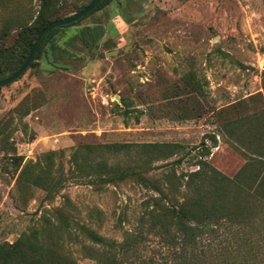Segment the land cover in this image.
<instances>
[{"label":"rangeland","instance_id":"374dc122","mask_svg":"<svg viewBox=\"0 0 264 264\" xmlns=\"http://www.w3.org/2000/svg\"><path fill=\"white\" fill-rule=\"evenodd\" d=\"M92 1L55 0L52 18ZM40 8L41 0H0V48L20 52V31ZM85 27L95 28L88 46L78 38ZM53 42L0 88V243L41 228L47 210L62 206L66 195L79 222L118 242L133 238L118 254L122 264H179L193 249L202 264H264V218L255 227L226 223L196 248L150 214L157 193L137 179L98 188L85 176L102 159L119 170L152 168L149 175L166 185L173 170L198 168L194 155L204 143L214 145L213 135L210 163L235 176L247 158L223 124L239 118L230 104L256 93L264 98V0H114L63 27ZM109 143L127 147L96 148ZM144 144L184 148L153 153ZM77 149L82 169L73 164ZM52 150L55 170L67 180L49 200L44 187L20 175L26 165L37 175ZM81 239L59 232L51 244L79 264H98L83 248L92 242Z\"/></svg>","mask_w":264,"mask_h":264},{"label":"trees","instance_id":"16d2710c","mask_svg":"<svg viewBox=\"0 0 264 264\" xmlns=\"http://www.w3.org/2000/svg\"><path fill=\"white\" fill-rule=\"evenodd\" d=\"M113 1L102 0L85 17ZM54 3L55 0H41L37 17L20 31V52L16 53L11 48H0V80L8 78L21 68L39 33L51 21L61 18H52L58 12ZM63 27L55 28L45 36L32 65L42 57L46 45L54 43L55 36ZM94 30L95 28L85 27L81 29L78 38L88 46L91 42L86 35L88 32L93 34ZM97 38L98 35L92 36V42H96ZM123 103L126 105L124 100ZM255 104L262 106L252 109ZM117 106L121 107L119 104ZM228 107L239 112V118L226 119L223 130L239 142V151L247 158L246 163L233 177L214 167L208 159L212 153V146L217 144L215 135L211 138L214 145L204 143V150L194 155L198 168L179 175L173 170L166 185L149 175L152 168H145L143 171L135 168L119 170L102 159L93 165L89 164L92 170L85 176L89 177L90 184L98 188L106 183H118L128 178L137 179L145 188L157 193L151 198L153 207L150 214L156 220H160L165 230L174 228L184 243L196 248L203 236L217 232L226 223L237 226H258V219L264 218V98L261 93H256ZM126 147L127 144L109 143L98 145L96 148L118 153ZM143 147L152 148L153 153L158 152L161 147L166 148V152L172 151V153L173 149L184 148L182 144H144ZM56 153L52 150L46 154L48 163L37 175L32 173L29 165L23 167L20 175L25 182L31 181L35 185L44 187L47 190L46 198L49 200L55 198L67 180L64 172L55 170ZM79 159L80 149H77L73 153V164L75 168L82 169ZM176 161L182 160L179 158ZM54 172H58V175H54ZM177 194L182 198L177 197ZM63 198L65 201L62 206L49 209L48 213L44 214L41 228L34 227L12 243H0V264H79L69 253L63 254L58 242H56L58 245L51 244L53 236L59 232L66 234L70 239L83 241L81 237H85L90 240L93 244H84L83 248L98 261V264H122L118 254L124 249H129L133 238L118 242L104 237L74 218L69 209L72 201L66 195ZM190 255L189 259L186 258L179 264H202L198 250L193 249Z\"/></svg>","mask_w":264,"mask_h":264},{"label":"water","instance_id":"95a60500","mask_svg":"<svg viewBox=\"0 0 264 264\" xmlns=\"http://www.w3.org/2000/svg\"><path fill=\"white\" fill-rule=\"evenodd\" d=\"M102 0H93L89 5H87L83 10L73 14L72 16L60 18L51 21L38 35L27 59L25 60L24 64L21 66V68L13 75L9 76L8 78L0 80V88L7 86L14 81L18 80L31 66L32 62L35 59L37 50L44 40L45 36L53 29L58 27H63L66 25H70L82 18H84L87 14L92 12L101 2Z\"/></svg>","mask_w":264,"mask_h":264}]
</instances>
